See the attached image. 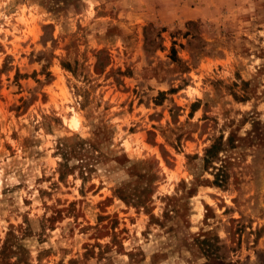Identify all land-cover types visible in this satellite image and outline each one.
<instances>
[{
	"label": "rangeland",
	"instance_id": "1",
	"mask_svg": "<svg viewBox=\"0 0 264 264\" xmlns=\"http://www.w3.org/2000/svg\"><path fill=\"white\" fill-rule=\"evenodd\" d=\"M0 264H264V0H0Z\"/></svg>",
	"mask_w": 264,
	"mask_h": 264
},
{
	"label": "trees",
	"instance_id": "2",
	"mask_svg": "<svg viewBox=\"0 0 264 264\" xmlns=\"http://www.w3.org/2000/svg\"><path fill=\"white\" fill-rule=\"evenodd\" d=\"M231 134L227 137V140H230ZM222 140H220L218 143H212L208 148L205 149L203 162L206 166H211L214 170V183L221 186L222 183L226 180V171L224 169V165L222 163V160H219L221 163L216 166L214 162V159L218 160L217 155L219 150L221 148L219 145L222 143ZM214 164V165H213ZM209 256V255H208Z\"/></svg>",
	"mask_w": 264,
	"mask_h": 264
}]
</instances>
